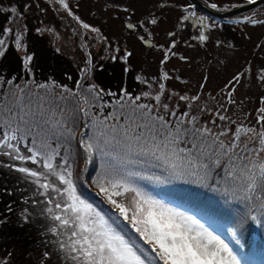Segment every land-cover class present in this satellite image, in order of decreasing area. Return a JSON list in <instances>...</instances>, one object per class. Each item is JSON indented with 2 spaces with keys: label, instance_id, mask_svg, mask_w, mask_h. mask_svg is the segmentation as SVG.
Returning <instances> with one entry per match:
<instances>
[{
  "label": "rangeland",
  "instance_id": "rangeland-1",
  "mask_svg": "<svg viewBox=\"0 0 264 264\" xmlns=\"http://www.w3.org/2000/svg\"><path fill=\"white\" fill-rule=\"evenodd\" d=\"M199 1L212 10L223 11L240 6L247 0ZM1 15H4V33L0 32V39L4 44L0 45V56L11 41L22 58L27 76L4 88L0 78V126L10 136L13 132L19 134L15 140L8 136V142L18 148L19 153L7 144H0V175L7 176L4 181L0 176V190L6 191L9 187L10 191L16 187L13 184H23L28 193L17 197L21 192L16 189V196H7L4 208L10 209L9 213L0 216V264L72 262L67 249L60 247L61 242L67 243L70 230L60 232L57 229L54 233L58 237L48 236L52 250L43 251L45 246L42 244L36 249L24 248L10 240L6 229L10 223H17L23 231L27 224L39 223L37 236L43 237V223L58 226L59 222L53 216L61 214V210L56 208V204L66 202V196L54 190L64 187L56 175L41 170L31 160L16 159L17 155L27 156L29 149H36L43 153V162L48 154H53L56 172L70 166L73 183L81 198L100 211L118 231L122 232L121 228H124L121 223L132 229L138 243L146 246L142 251L148 254L151 249L147 243L100 191L98 182L112 178L107 173L100 175L105 170L101 168L104 161L115 168V173L138 171V168L142 172L147 171L141 175L137 172L139 175L132 178L136 186L171 207L167 199L158 198L154 193L179 186L184 188V194L193 190L179 183L176 179L179 175L155 174L151 168L143 167L146 159H157L137 154L141 147H149L151 137L148 129L136 125L159 128L160 121L154 118L163 116L168 121V127L161 129L165 134L168 129L176 127H206L215 135L225 132L226 135L220 137L225 143L230 142L238 127L252 128L257 132L264 130V121L260 120L264 115L260 111L264 108V1L223 19H217L190 0H63V3L61 0H0V19ZM201 34L206 37L204 40L200 39ZM45 46L53 51L52 55L59 54L66 61L64 67L51 56L50 67L59 74L65 71L73 76L76 79L74 85L56 78L47 82L37 80L35 72L39 64L41 68L46 66L47 54L42 55L37 50ZM114 58L122 60L126 69L131 67L136 90L128 92L122 86L120 94L109 102L105 97L108 89L101 87L105 83L96 81L95 75L105 60ZM157 95L160 96L159 101L155 99ZM136 105L148 107L137 108ZM221 116L225 119L221 120ZM125 129L128 137L143 132L141 140L126 138ZM215 135L206 137V146L212 143ZM89 137L94 144L98 141L100 145L99 148L94 147L90 154L82 143ZM192 142L199 145L204 138L193 141L189 136L184 141L181 135L177 151L190 148ZM26 143L28 147L24 145ZM129 145L134 149L132 152L128 150ZM178 154L183 159L170 158L166 163L168 167L176 163V169L182 172L185 166L189 170L202 168L188 163L191 157L187 151ZM87 156H98V162L87 166ZM240 163L233 160L227 165V171ZM216 166L210 165L209 169ZM21 167L28 168L29 172H20L18 169ZM90 169L95 171L92 178L86 175ZM31 171H36L38 176H31ZM211 176L207 178L212 180ZM142 177L159 179H149L150 182L143 185L140 183ZM216 181L217 186L222 184L228 191L229 184L231 189L237 185L228 179L227 172ZM43 184L53 187L43 188ZM132 195L126 193L123 197L113 198L128 204ZM259 202L264 208V199ZM260 225L264 230V223ZM219 227L208 229L239 256L238 251L243 248L236 229L239 227H235L236 233L232 231L234 226ZM262 240L264 244L263 237ZM139 244H136L138 248ZM239 258L244 264L242 257Z\"/></svg>",
  "mask_w": 264,
  "mask_h": 264
},
{
  "label": "snow or ice",
  "instance_id": "snow-or-ice-1",
  "mask_svg": "<svg viewBox=\"0 0 264 264\" xmlns=\"http://www.w3.org/2000/svg\"><path fill=\"white\" fill-rule=\"evenodd\" d=\"M61 2L63 3V0ZM249 2L254 3L255 0H249ZM65 7H67L66 4ZM212 7L215 8L216 5L213 4ZM84 26L88 27V25ZM205 38L201 34L200 39L204 40ZM2 44L4 41L0 39V45ZM235 79H239V77ZM135 99L138 100L139 97ZM155 99L159 101L160 96L157 95ZM180 99L186 98L180 97ZM192 99L195 100L196 97H192ZM136 107L146 108L148 106L136 105ZM163 107L167 108V105H163ZM260 111L264 113V108ZM172 114L175 115V113ZM183 115L187 116L188 113ZM154 119L160 121L159 128L155 125L151 128L147 124L136 125V127L148 129L151 137L149 147H141L138 155L152 156L169 163L170 158L182 160L183 157L178 152L187 151L191 157L188 163L194 167L207 168L208 165L202 161L209 154L218 153L227 157L229 161L239 160L241 162L239 166L234 164L227 171V176L241 186V192L245 198H253L257 191L264 192V155H262L264 154V130L257 132L255 129L241 126L235 129L230 142L225 143L220 138L226 135L223 131L215 135L206 127L191 129L176 127L168 129L165 134L161 129L168 127V121L163 116ZM220 119L223 120L225 117L221 116ZM260 120L264 121V115H261ZM127 132L128 130L125 129L126 138L135 141H140L143 136V132H141L140 135L128 137ZM181 135H183L184 141H187L191 136L193 141L204 138V142L199 145L192 142L190 148H180L177 151L176 145L181 142ZM208 135H215V139L206 146ZM11 139H16L14 132ZM82 143L85 151L89 154L92 153L94 147H100L99 142L94 144L91 137L83 140ZM0 144H7V147L19 153V149L8 142L7 133L4 134V139L0 141ZM250 144L251 147H249ZM238 149L239 151H237ZM128 150L132 152L134 149L129 145ZM193 151L195 155H193ZM29 152L31 153L29 156L17 155L15 158L38 163L39 158L43 156V153L36 149H29ZM52 159L53 154H48L44 158V167L56 175L64 185L62 189L57 187L54 190L58 194L66 196V202L63 205L56 204V208L61 210V214L54 215L53 219L59 222V228L70 230L67 243L61 242L60 247L67 249L74 264H155V261H159L160 264H241L238 254L198 220L185 215L136 186L132 178L139 175L138 173L125 171L113 173L111 179L98 182L100 191L106 195L108 201L119 210L125 220L131 223L140 238L150 247L154 256L149 258L133 241L114 228L100 211L81 198L73 183L70 166L63 169L62 172H56ZM130 162L135 163V161ZM216 163L219 164V159ZM171 167L175 170L177 164L172 163ZM18 170L29 172V169L25 167ZM30 174L33 177L38 176L36 171H31ZM145 178L159 179V177ZM105 183L107 187L104 186ZM41 187L53 186L43 184ZM126 193L133 194L128 204L118 202L113 198L123 197ZM52 231L56 232L57 228H53Z\"/></svg>",
  "mask_w": 264,
  "mask_h": 264
},
{
  "label": "trees",
  "instance_id": "trees-1",
  "mask_svg": "<svg viewBox=\"0 0 264 264\" xmlns=\"http://www.w3.org/2000/svg\"><path fill=\"white\" fill-rule=\"evenodd\" d=\"M161 9H165L164 5L159 6ZM154 8V7H153ZM154 10V9H153ZM4 18V15H1L0 19V32L4 33L3 31V24L2 19ZM4 21V20H3ZM50 50V51H49ZM38 51H41V54L45 55V65L41 68L40 64L37 67V72H35V77L40 82H47V80H53L52 78H56L64 83H67L68 85H74L76 83V79L68 75L67 72L63 71L59 74V72H56L51 64H48L49 61H53L51 59V56L54 60L59 61V65H63L65 67L66 61L62 56L59 54L52 55L51 49L43 47V49H38ZM53 52V51H52ZM35 53V51H34ZM61 59V60H60ZM41 61V59H40ZM39 61V63H40ZM59 74V75H57ZM56 75V76H55ZM64 75V76H63ZM27 74L24 72V66L23 61L19 53L14 49L13 44L11 41L8 42L5 50L0 56V78L2 80V88L6 87V85H14V82H18L21 78H25ZM27 78V77H26ZM96 81L99 80L100 83L104 82L105 85H102L101 87L108 89L106 91V100L110 102L111 98L113 96H117L120 94V91L122 89V86L127 88V91L134 92L136 90V82L133 79V71L131 70V67L126 69L124 63L122 60L120 61L118 58H114L111 60H105L99 66L98 70L96 71L95 75ZM37 81V82H38ZM70 87V86H69ZM74 88L73 86H71ZM71 127V126H70ZM4 127L0 126V140L4 137ZM15 135L19 136L15 132ZM10 136V135H8ZM12 136V135H11ZM10 136V137H11ZM20 139V137H19ZM28 147V144H24ZM31 145H29L30 147ZM31 155L27 154V156ZM209 159L205 158L204 162L208 165L207 168L202 167L201 169L196 170H189L186 166L184 171H180L178 169L173 170L171 167H168L166 163H160V160L157 159V161H150L149 159H146V161L142 164L144 168H151L155 174L164 173L167 175L175 176L179 175L180 177L176 178L179 183L183 184L184 187H188V189H192V193H185L184 194V188L183 187H177V188H171L167 191H176L173 192L175 195H179V197L183 198L191 207L198 208L199 212L204 215L206 218L214 217L216 215L217 218L221 219V221H226L229 224H231L233 229L235 230V227L238 226L237 232L240 233L241 238L250 239L251 236L255 233L258 237H260V240L262 241V237L264 238V230H262V223H264V208L263 205L259 202L260 200L264 199V192L257 191L253 198L247 199L241 192V186L237 184L233 189L230 188V184L228 185L230 191L228 189H225L222 184L218 183V186L216 185L217 177L219 176H225L227 172V165H229L233 161H229L227 157H224L218 153H211L207 157ZM87 166L90 165L92 162H98V156H87L86 157ZM217 159H219V164L216 163ZM42 159L39 158V164L33 163L34 165H37L40 167L41 170H48L44 167V162L41 161ZM33 162V161H32ZM55 162V161H54ZM52 161V164H56ZM71 162H68V165H70ZM165 164V165H164ZM210 165H218L213 169H209ZM68 168V167H67ZM105 170L100 174L103 175L107 173V176H112L113 173L116 172L115 168H111L108 166V164L104 161V166L101 167ZM140 170V171H139ZM49 171V170H48ZM83 172V171H82ZM94 169H90L86 172V175L88 177L91 176L92 173H94ZM135 173L139 172L141 174H147V171L142 172L141 168H138V171H133ZM21 174V173H20ZM212 177V180L209 177L210 175ZM3 181L6 179L7 176H3ZM136 177V176H135ZM228 177V176H227ZM228 179H231L228 177ZM149 181V179H146L145 177L140 178V183H143V185H146ZM220 182V180L218 181ZM2 183V182H0ZM234 183V182H233ZM13 184V183H11ZM235 184V183H234ZM16 187L11 188L10 191H8L9 187L6 189V191L0 190V216L9 213L10 209H5V203L7 196H10L9 194H13L16 196V191H20V195H17V197L27 195V189L26 186L23 184H13ZM15 189V191H14ZM17 189V190H16ZM181 189V190H179ZM11 197V196H10ZM51 223V222H50ZM124 228H121L122 234L125 235L127 239H130L135 244H139L136 240L135 233H133L129 227L121 223ZM28 227L25 231L22 230L19 226H17V223H10L6 229L8 230V234L10 237V240H13L15 244H18L21 247L24 248H32L36 249L42 245L45 246V250H52L53 248L49 245V237H58L55 236V233L52 231L53 228H57L61 231H68L62 228H59V224L54 225L51 223V226L43 223V232L41 236H37L39 233V223L32 222L31 224H27ZM57 226V227H56ZM49 227H51V233L49 235ZM240 229V230H239ZM236 231V230H235ZM262 233V237L261 234ZM70 235V234H69ZM44 237L48 242L45 240ZM64 239V238H63ZM245 241L244 239H242ZM62 241V240H61ZM142 242V241H140ZM9 244V243H8ZM139 248L143 250L146 248V246H143L139 244ZM149 258H153L154 254L152 252H149L148 254ZM152 255V257H150ZM71 264H74V261L71 260ZM70 261L67 262V260H64L62 264H69ZM155 263H159V261H155Z\"/></svg>",
  "mask_w": 264,
  "mask_h": 264
},
{
  "label": "water",
  "instance_id": "water-1",
  "mask_svg": "<svg viewBox=\"0 0 264 264\" xmlns=\"http://www.w3.org/2000/svg\"><path fill=\"white\" fill-rule=\"evenodd\" d=\"M191 1L194 4H196L198 7H200L201 9H203L204 11H206V12H208L210 14H213V15H215L217 17H226V16H230V15L236 14L238 12L244 11L246 9H250L253 6L257 5L258 3L263 2L264 0H255L254 3L247 2V3H244V4L240 5V6H237V7L228 9V10H223V11L212 10L208 6H206L203 3H201L199 0H191Z\"/></svg>",
  "mask_w": 264,
  "mask_h": 264
},
{
  "label": "flooded vegetation",
  "instance_id": "flooded-vegetation-1",
  "mask_svg": "<svg viewBox=\"0 0 264 264\" xmlns=\"http://www.w3.org/2000/svg\"><path fill=\"white\" fill-rule=\"evenodd\" d=\"M249 0H247L246 2H248ZM192 3V2H191ZM194 5V4H193Z\"/></svg>",
  "mask_w": 264,
  "mask_h": 264
}]
</instances>
